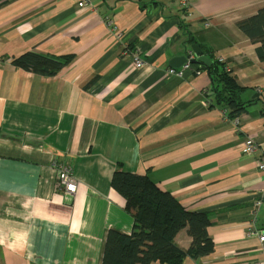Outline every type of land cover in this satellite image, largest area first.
<instances>
[{
    "label": "crops",
    "instance_id": "0c3cea01",
    "mask_svg": "<svg viewBox=\"0 0 264 264\" xmlns=\"http://www.w3.org/2000/svg\"><path fill=\"white\" fill-rule=\"evenodd\" d=\"M89 1L0 0V264H101L107 231L132 230L111 187L118 165L209 215L213 252L182 264H261L246 231L264 188V63L236 24L264 0ZM186 36L243 89L238 118L210 107L205 72L166 74L192 52ZM28 52L73 59L46 77L13 65ZM250 137L259 149L245 154ZM64 166L73 197L56 189ZM255 228L264 232V201ZM174 243L189 248L186 229Z\"/></svg>",
    "mask_w": 264,
    "mask_h": 264
},
{
    "label": "trees",
    "instance_id": "16d2710c",
    "mask_svg": "<svg viewBox=\"0 0 264 264\" xmlns=\"http://www.w3.org/2000/svg\"><path fill=\"white\" fill-rule=\"evenodd\" d=\"M104 2L107 3L106 0ZM236 25L250 42L258 44L256 55L264 63V8ZM185 42L186 45L195 43L192 36H186ZM133 49L126 47L125 52L135 51ZM205 54L210 60L209 65L192 63V66L205 72L210 79V107L225 110L229 117L236 119L249 105V102H242L239 98L243 89L224 63L214 59L207 51ZM72 59V56L52 58L28 52L12 60V63L16 67L52 77ZM111 187L124 199V210L132 217V230L130 235L107 231L101 264H182L186 258L198 260L213 252L214 244L207 233L210 225L207 213L186 210L146 175L127 173L120 165L113 172ZM183 229L191 238L187 250L174 243L176 234Z\"/></svg>",
    "mask_w": 264,
    "mask_h": 264
},
{
    "label": "built area",
    "instance_id": "2783aa9c",
    "mask_svg": "<svg viewBox=\"0 0 264 264\" xmlns=\"http://www.w3.org/2000/svg\"><path fill=\"white\" fill-rule=\"evenodd\" d=\"M88 6H91L89 0H77V7L79 9H84ZM129 54L133 57L132 64L134 69L136 70L143 69L144 62L139 58L137 52L134 51L133 53H129ZM193 58H194L193 53L189 52L186 57L185 63H183V65L179 69L169 68L167 69L166 74L168 76H174L179 78H182L185 72H192L193 75L195 76L199 75L202 71L193 68L191 62ZM217 60L221 63H224V61L221 59H217ZM242 149L245 154H252L255 151H258L259 146L250 137L242 144ZM256 165H257V169L260 172L264 173V154L261 156L260 160L257 162ZM56 189L68 197H73L76 194L78 190V182L74 178L70 167L64 166V167H59L57 169ZM263 201H264V188L260 190L254 202L253 210L251 212L250 224L246 231L247 237L256 238L258 242L259 250L263 255V261L261 262V264H264V232L256 229L255 223H256L257 213L259 212Z\"/></svg>",
    "mask_w": 264,
    "mask_h": 264
},
{
    "label": "water",
    "instance_id": "95a60500",
    "mask_svg": "<svg viewBox=\"0 0 264 264\" xmlns=\"http://www.w3.org/2000/svg\"><path fill=\"white\" fill-rule=\"evenodd\" d=\"M190 49L193 53L194 58L191 60L192 63L194 64H205V65H209L210 64V60L202 54V50H200V48L198 47V45L196 44H192L190 46ZM186 61V57L182 56L179 58H174L173 60L170 61V66L174 67V68H178L180 67L183 63H185ZM202 65V67H203Z\"/></svg>",
    "mask_w": 264,
    "mask_h": 264
}]
</instances>
